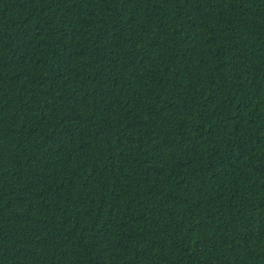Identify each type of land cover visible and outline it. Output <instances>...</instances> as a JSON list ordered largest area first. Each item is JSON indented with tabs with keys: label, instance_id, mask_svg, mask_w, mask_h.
Wrapping results in <instances>:
<instances>
[{
	"label": "trees",
	"instance_id": "1",
	"mask_svg": "<svg viewBox=\"0 0 264 264\" xmlns=\"http://www.w3.org/2000/svg\"><path fill=\"white\" fill-rule=\"evenodd\" d=\"M0 264H264V0H0Z\"/></svg>",
	"mask_w": 264,
	"mask_h": 264
}]
</instances>
